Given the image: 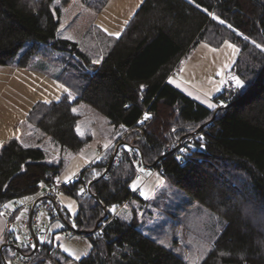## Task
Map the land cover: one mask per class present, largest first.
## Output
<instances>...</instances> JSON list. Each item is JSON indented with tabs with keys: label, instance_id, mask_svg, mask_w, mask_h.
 <instances>
[{
	"label": "trees",
	"instance_id": "obj_1",
	"mask_svg": "<svg viewBox=\"0 0 264 264\" xmlns=\"http://www.w3.org/2000/svg\"><path fill=\"white\" fill-rule=\"evenodd\" d=\"M107 1L0 0V65L47 70L68 88L58 100L35 102L20 135L0 143V217L6 202L38 194L88 146L93 134L76 128L81 110L89 108L108 118L124 145L103 177L115 146L64 185L63 192L78 202V229L92 230L104 207L139 197L132 194L136 170L127 153L135 146L165 181L224 218L197 264H264V72L250 92L212 119L218 106L253 84L264 65V0H143L119 36L94 26ZM225 41L239 48L228 75L243 85L223 88H235L228 100L217 95V106L208 108L169 82L199 43L217 48ZM204 123L183 164L178 153L164 150ZM82 183H91L98 200L78 198ZM98 229L86 235L91 248L77 264H193L145 234L134 218L109 213ZM5 249L10 247L0 252V264ZM54 251L51 234L31 264L52 259Z\"/></svg>",
	"mask_w": 264,
	"mask_h": 264
},
{
	"label": "rangeland",
	"instance_id": "obj_2",
	"mask_svg": "<svg viewBox=\"0 0 264 264\" xmlns=\"http://www.w3.org/2000/svg\"><path fill=\"white\" fill-rule=\"evenodd\" d=\"M96 20L94 26L100 28L96 24ZM86 46L91 47V42L87 43ZM47 68L50 72L56 70V67L52 65H48ZM232 81L235 84L233 79ZM85 111L86 109L81 110L84 116L82 122L84 123L82 126L80 123L77 128L79 132L83 133L81 127L87 125L93 134V138L86 148L95 150L98 146H105L110 125L108 118L94 111L95 116L92 119L88 117V113L85 114ZM52 153L57 156L56 151ZM137 170L142 173L143 177L133 179L130 186L132 192H138L139 197H132L124 205L111 208L112 210H109L107 214L118 215L122 219L127 217L125 220L128 221L134 218L145 234L158 242L163 241L165 246L181 254L188 262L199 263L211 249L214 240L225 225L224 218L219 213L210 211L204 205L196 202L183 190L165 181L159 171L150 169L145 165L138 166ZM134 183L136 184L135 189L132 187ZM141 192H146L147 195L142 196L140 195ZM36 196L37 194L10 200L3 206L4 209L11 211L15 209V203L21 206L7 229V235L12 236L18 242L30 234L28 225L30 210L26 203ZM20 201H23V204ZM6 205L7 207H5ZM42 220L48 223V219L43 218ZM58 224L62 225L56 221L50 225L49 232L53 234L55 251L52 253V259H45L43 264H77V256L82 258L86 256L85 253H89L90 240L85 235L76 233L72 234L69 239H65L63 231H61L62 227H57ZM5 225L6 221L1 216L0 240L3 242H7L5 235H3ZM17 229H19V233H17ZM9 262L11 264H24L14 257H9Z\"/></svg>",
	"mask_w": 264,
	"mask_h": 264
},
{
	"label": "crops",
	"instance_id": "obj_3",
	"mask_svg": "<svg viewBox=\"0 0 264 264\" xmlns=\"http://www.w3.org/2000/svg\"><path fill=\"white\" fill-rule=\"evenodd\" d=\"M142 2L143 0H108L98 15L96 24L110 34H121ZM238 54L239 48L231 42H224L217 48L204 42L199 43L186 59L181 61L180 66L171 73L168 80L171 78L174 81L172 85L206 106L205 100L216 104L217 94L223 88L234 84L232 76L228 73ZM67 91L68 88L47 70L0 65V143L20 135L24 119L35 102L58 100ZM84 109L88 117L95 116L94 110ZM83 117L82 115L77 127L84 123ZM76 130L79 134L91 133L87 125L81 127L83 133L79 132L78 128ZM112 130L113 126L110 124L105 144L108 147L83 149L69 160L60 178L66 183L75 180L85 166L97 161L108 148L115 146L118 136H113ZM57 201L67 212L69 220H73L78 212L77 200L62 192ZM114 207L108 206L107 210L111 211ZM2 242L0 240V243ZM5 253L6 261L10 263L9 257H14V251L11 248L5 249Z\"/></svg>",
	"mask_w": 264,
	"mask_h": 264
},
{
	"label": "built area",
	"instance_id": "obj_4",
	"mask_svg": "<svg viewBox=\"0 0 264 264\" xmlns=\"http://www.w3.org/2000/svg\"><path fill=\"white\" fill-rule=\"evenodd\" d=\"M228 88V87H227ZM235 91V88H229L226 92L224 90H221L217 95H220L224 101L228 100L230 97V92ZM220 102V100H218ZM228 102H223V104H227ZM222 105V104H221ZM195 132L187 137L179 138L174 141L172 144H166L164 147L165 151H168V153H178L179 155V163L183 164L185 161V157L188 153V145H190V142L194 136ZM119 145L122 147L124 144H122L121 141H117L115 146ZM127 153L129 154V157L134 165V168L136 170L135 179H141L143 177L142 173L137 170L138 166L145 165L146 167L153 169L150 165L146 164L143 156L140 152V150L135 146H130L127 148ZM121 157L120 153H117L115 157V162H117ZM155 170V169H153ZM66 184L65 181H63L60 176L55 177L53 182L47 184L44 186V188L37 194V196L32 199L31 201L27 202L26 205H28V209L32 211L31 215V226L33 234H31V231L29 230V235L27 238L22 239L21 242H18L15 240L12 236L7 240V243L12 246V250L14 251V258L19 259L20 261L24 262V264H31L33 260H35L37 257L40 256L42 253L44 246L47 242H49V238L51 233L49 232L50 225L53 222H60L62 224L61 231H63V237L65 239H69L72 234H75V230L77 228L74 219L68 220L67 219V212L61 207V205L58 203L57 198L60 193L63 192V187ZM89 184L82 183L79 185V192H78V198L83 199L90 195L89 193ZM83 189V191H81ZM137 191L132 192V194L137 195ZM16 207L13 211L4 209V207H1L2 216L4 217L6 221L5 225V231L3 235H7L8 226L10 225L11 221L13 220L16 212L21 207L19 204L15 203ZM46 218L48 219V223H45L42 219ZM64 219L68 222L65 223ZM71 225V227H70ZM75 225V226H73ZM73 227V228H72ZM17 233H19V229H17ZM95 234L100 233V229H97ZM37 238V244H35V238ZM25 249H29V251L25 252ZM7 264H11L8 263Z\"/></svg>",
	"mask_w": 264,
	"mask_h": 264
},
{
	"label": "water",
	"instance_id": "obj_5",
	"mask_svg": "<svg viewBox=\"0 0 264 264\" xmlns=\"http://www.w3.org/2000/svg\"><path fill=\"white\" fill-rule=\"evenodd\" d=\"M263 72H264V65H263L261 71L259 72L258 76L256 77L255 81L253 82V84H252V85H251V86H250V87H249V88H248V89H247L242 95H240L238 98H236V99H234V100L228 102L227 104H222V105L218 106V107L216 108L215 112H214V115H213L212 119L215 117V115H216V113H217L218 110L233 105L234 103H236L237 101H239L240 99H242V98H243L248 92H250V91L255 87V85L257 84V82H258L259 78L261 77V75L263 74ZM205 124H206V123H204L203 125H201V126L195 131V133H198V132L202 129V127H203ZM190 135H191V134L184 135V136H182V138L187 137V136H190ZM121 142H122V144H124L123 141H121ZM137 148H138V147H137ZM138 149H139V148H138ZM118 150H119V145H116V146H115V149H114V151H113V153H112V155H111V157H110V160H109V162H108V165H107V167H106L105 172H104L103 174H101L98 178L103 177V176H104V175L110 170V168H111V166H112V164H113V162H114V160H115V157H116V155H117V153H118ZM89 186H91V183H89ZM89 193H90V195H92L95 199L98 200V197H97L95 194L92 193L90 187H89ZM103 207H104V206H103ZM104 210H105L104 215H103V216H102V217L96 222L95 227H94L92 230H89V231H88V230H80V229L76 228V229H74V230H75V233H76V234H79V235H85V236L88 235V234L94 233V232L98 229V227H99V222L102 221V220L105 218V216L107 215V212H108L107 208L104 207ZM31 215H32V211L29 212L28 225H29V230L31 231V234H33L32 226H31ZM64 221H65V223H68L65 219H64ZM70 227H71V225H70ZM72 228H73V227H72ZM34 238H35V244H37V238H36L35 236H34ZM5 246H9L10 248H12V246H10L9 243L4 242V243L0 246V252H2V249H3ZM2 261H3L4 264H7V261H6V259H5L4 256H2Z\"/></svg>",
	"mask_w": 264,
	"mask_h": 264
},
{
	"label": "snow or ice",
	"instance_id": "obj_6",
	"mask_svg": "<svg viewBox=\"0 0 264 264\" xmlns=\"http://www.w3.org/2000/svg\"><path fill=\"white\" fill-rule=\"evenodd\" d=\"M206 11H207V10H206ZM208 14L212 17V19H214V20H218L220 24H224V23H225L223 20L219 19V17L216 16L215 14H213L212 12L209 11ZM228 27L231 28L232 25H228ZM114 35L119 36V33H115ZM64 38L67 39V40H72V37H71V36H67V37H64ZM225 43H228V42L225 41ZM229 47H234V46H233V45H229ZM257 47H260V45H257ZM93 63H97V64H98V63H100V60H95V61H93ZM232 79L235 81V85H236L238 88L243 86V85H242V81H241L240 79H238L237 77H232ZM169 82H170V83H174V81H173L171 78H170ZM141 87H143V86H141ZM47 102H48V101H45V103H47ZM204 103L207 104V107H208V108H215V107L217 106L215 103H210V102H208L207 100H205ZM147 119H149V117H148L147 115H145V120H147ZM141 123H142V122H141ZM24 146H25V147H28V145H24ZM201 146L203 147V145H201ZM105 147H108V146L105 145ZM49 163H54V161H49ZM140 170L143 171V169H140ZM42 186H43V185L41 184V187H42ZM132 187L135 189V188H136V184L134 183V184L132 185ZM81 191H83V189H81ZM140 195H142V196H146L147 193H146V192H141ZM20 203L23 204V201H20ZM5 207H7V205H6ZM17 218H19V217H17ZM125 219H127V217H125ZM73 226H75V225H73ZM57 227H62V225H59V224H58ZM57 239H59V237H57ZM160 243L163 244L164 242L161 241ZM65 251H67V249H65ZM85 255H87V253H85ZM76 259L79 260V259H81V257L77 256Z\"/></svg>",
	"mask_w": 264,
	"mask_h": 264
}]
</instances>
